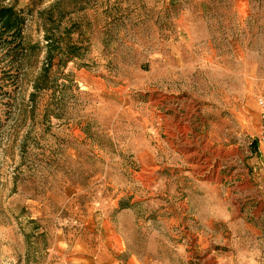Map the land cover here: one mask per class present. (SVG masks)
<instances>
[{"label": "rangeland", "instance_id": "374dc122", "mask_svg": "<svg viewBox=\"0 0 264 264\" xmlns=\"http://www.w3.org/2000/svg\"><path fill=\"white\" fill-rule=\"evenodd\" d=\"M0 264H264V0H0Z\"/></svg>", "mask_w": 264, "mask_h": 264}, {"label": "trees", "instance_id": "16d2710c", "mask_svg": "<svg viewBox=\"0 0 264 264\" xmlns=\"http://www.w3.org/2000/svg\"><path fill=\"white\" fill-rule=\"evenodd\" d=\"M22 19L12 7L0 8V36L10 38L9 42L15 41L20 36Z\"/></svg>", "mask_w": 264, "mask_h": 264}, {"label": "built area", "instance_id": "2783aa9c", "mask_svg": "<svg viewBox=\"0 0 264 264\" xmlns=\"http://www.w3.org/2000/svg\"><path fill=\"white\" fill-rule=\"evenodd\" d=\"M259 106L261 109L260 113V133L262 136V140L264 141V99L259 100Z\"/></svg>", "mask_w": 264, "mask_h": 264}]
</instances>
